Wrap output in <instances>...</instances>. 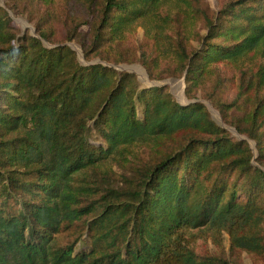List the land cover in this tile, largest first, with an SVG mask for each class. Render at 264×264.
Segmentation results:
<instances>
[{"label":"trees","instance_id":"trees-1","mask_svg":"<svg viewBox=\"0 0 264 264\" xmlns=\"http://www.w3.org/2000/svg\"><path fill=\"white\" fill-rule=\"evenodd\" d=\"M6 4L36 34L0 4V264H264V0ZM72 41L101 62L82 64ZM170 58L186 97L201 91L245 138L104 63L139 59L159 79ZM200 228L225 232L228 252L191 246Z\"/></svg>","mask_w":264,"mask_h":264},{"label":"rangeland","instance_id":"rangeland-1","mask_svg":"<svg viewBox=\"0 0 264 264\" xmlns=\"http://www.w3.org/2000/svg\"><path fill=\"white\" fill-rule=\"evenodd\" d=\"M209 7L216 11L218 10L225 2L228 0H205ZM7 0H0V4L4 7H8V3L6 4ZM24 4V3H23ZM30 6V5H26ZM7 13L12 19V24L15 26V28L18 30L19 35L23 33H29L32 35H35V22L36 17L31 16L28 12H19L15 11L13 9H10L9 7L6 8ZM167 9V8H166ZM144 26L143 25H136L135 26V34L131 38V42L135 44V47L142 44L144 42L145 33H144ZM82 30H84V27H82ZM198 30L200 34H203L206 30L202 27V25H199L194 31ZM167 32L166 29L163 30V32L158 33L160 37H162ZM195 33H191L189 35V38L187 39V43L191 45L192 47H196L198 45V40L196 39ZM63 31L61 28L57 30V35L55 37L56 40L63 39ZM45 45L52 46L53 44H50L46 41H44ZM166 44V43H165ZM68 45L71 46V48L75 49L78 54V60L82 64H88V63H98L101 62L99 58H94L92 61L87 62L83 58V54L81 51V47L74 41L68 42ZM167 45V44H166ZM191 47H189L190 49ZM110 66H114L115 68L119 66L120 68H116L117 70H126L133 72L140 84V87H149L151 85H163L167 87V90L169 93L172 94L173 98L182 103H189L193 101H199L203 103L207 110L209 111L211 117L213 120L218 123L219 126L224 127L226 130L230 132V134L236 138V139H242L245 138V136L240 135L236 129L233 126H230L228 124H225L222 120V117L219 113V111L212 105L211 101L207 99L204 94L201 91H198L196 94V97L193 99H188L185 95V86L186 83L184 81V75L182 77L175 76L171 74V67H173V61L170 59H166L161 63L160 68L157 71H154L155 75H159V79H151L149 77L147 69L143 66L141 61L139 59H136L134 62L131 63H121V64H113V63H106ZM224 71H228L230 73V69H223ZM227 73V74H228ZM231 74V73H230ZM152 83V84H150ZM154 83V84H153ZM140 113V108H139ZM249 147L251 148L252 152L254 153V157L257 155L256 150V144L253 140H248ZM253 164L256 165L257 163L253 161ZM113 170L117 171L118 168L116 165H113ZM186 237L190 243L191 246H193L196 250H205L208 249L211 252H218L221 254L227 253L229 250V236L225 232L221 233H213L212 229L209 228H200V229H189L186 231ZM67 235L62 236V239L69 240V237H65ZM240 260L244 264H253V263H259V260L256 257H253L247 252H242L240 256Z\"/></svg>","mask_w":264,"mask_h":264},{"label":"water","instance_id":"water-1","mask_svg":"<svg viewBox=\"0 0 264 264\" xmlns=\"http://www.w3.org/2000/svg\"><path fill=\"white\" fill-rule=\"evenodd\" d=\"M116 68H120L119 66H117ZM150 84H152V83H150ZM154 84V83H153Z\"/></svg>","mask_w":264,"mask_h":264}]
</instances>
